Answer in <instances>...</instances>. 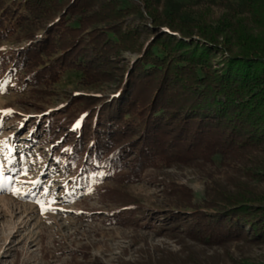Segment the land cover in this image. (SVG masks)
<instances>
[{"label":"trees","instance_id":"obj_1","mask_svg":"<svg viewBox=\"0 0 264 264\" xmlns=\"http://www.w3.org/2000/svg\"><path fill=\"white\" fill-rule=\"evenodd\" d=\"M134 1L150 22L139 5L121 0H10L15 11L0 0V28L19 8L24 11L20 29L27 45L15 51L13 62L28 79L54 83L61 72L75 70L83 86L119 80L109 97L76 94L54 116H44L38 129L57 141L55 152L79 176L111 177L114 186L97 192L121 203L118 216L140 211L124 187L148 167L196 160L213 165L218 156L239 179L228 186L209 176L198 204L188 187L168 183L172 202L192 210L166 212L159 228L204 245L263 241L264 198L249 180H264V158L258 157L264 145V0L218 1L223 12L213 24L182 15L180 2L160 11L156 0ZM40 25L44 36L38 38ZM147 28L159 33L145 42ZM123 51L139 53L126 68L118 65ZM219 52L216 66L211 57ZM107 264L217 262L191 249L183 255L161 248L136 261Z\"/></svg>","mask_w":264,"mask_h":264},{"label":"rangeland","instance_id":"obj_2","mask_svg":"<svg viewBox=\"0 0 264 264\" xmlns=\"http://www.w3.org/2000/svg\"><path fill=\"white\" fill-rule=\"evenodd\" d=\"M23 1L17 0L21 4ZM121 1L124 6L137 4L134 0ZM218 1L156 0V6L163 11L170 2H180L182 15L194 20L201 17L213 24L223 12ZM4 3L16 10L10 0ZM139 6L148 19L144 7ZM24 15L19 8L17 14L4 20L5 28H0V264H107L119 258L136 261L161 248L183 255L191 249L202 257H213L217 264L246 260L264 264V240L204 245L159 228L166 212L192 210L172 202L168 183L188 187L191 201L198 204L209 176L228 186L233 178L239 179L236 168L224 167L218 156L213 165L196 160L192 164L148 167L138 181L124 187L128 197L139 203L140 211L121 216L116 214L121 203L102 200L98 195V188L114 186L106 172L79 176L67 167L63 153L55 152L57 141L38 129L41 119L54 116L76 94L109 97L117 93L119 80L114 76L97 85L83 86L75 70L61 72L54 83L47 77L38 82L28 79L22 66L13 62L15 51L27 45L20 29L25 24ZM131 18L138 22L137 17ZM69 23L73 24V19ZM42 28L40 25L37 29L38 38L44 36ZM156 33L148 29L142 40L147 42ZM172 33L179 35L178 31ZM138 54L123 51L118 65L128 67ZM221 59V52L213 53L212 64L217 66ZM259 151L258 157L264 158V145ZM249 184L264 198V180L253 178Z\"/></svg>","mask_w":264,"mask_h":264},{"label":"snow or ice","instance_id":"obj_3","mask_svg":"<svg viewBox=\"0 0 264 264\" xmlns=\"http://www.w3.org/2000/svg\"><path fill=\"white\" fill-rule=\"evenodd\" d=\"M6 112H7L8 114H10V113H11V109L6 110ZM17 191H18V190L14 191L13 194H14V195L17 194ZM41 206L43 207V205H41Z\"/></svg>","mask_w":264,"mask_h":264}]
</instances>
